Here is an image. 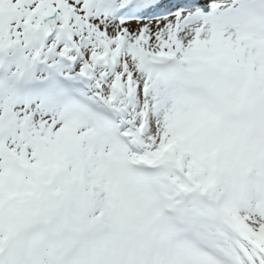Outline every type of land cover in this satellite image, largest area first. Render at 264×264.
<instances>
[{
	"label": "snow or ice",
	"instance_id": "snow-or-ice-1",
	"mask_svg": "<svg viewBox=\"0 0 264 264\" xmlns=\"http://www.w3.org/2000/svg\"><path fill=\"white\" fill-rule=\"evenodd\" d=\"M0 264H264V0H0Z\"/></svg>",
	"mask_w": 264,
	"mask_h": 264
}]
</instances>
